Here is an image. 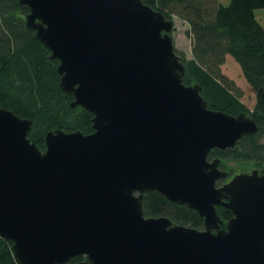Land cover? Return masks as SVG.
<instances>
[{
    "label": "water",
    "instance_id": "water-1",
    "mask_svg": "<svg viewBox=\"0 0 264 264\" xmlns=\"http://www.w3.org/2000/svg\"><path fill=\"white\" fill-rule=\"evenodd\" d=\"M19 1L71 105L94 115L92 133L51 129L42 150L32 120L0 106V234L20 264H264V167L227 180L209 159L258 125L184 82L173 19L143 0ZM151 191L198 211L204 228L147 216Z\"/></svg>",
    "mask_w": 264,
    "mask_h": 264
},
{
    "label": "trees",
    "instance_id": "trees-1",
    "mask_svg": "<svg viewBox=\"0 0 264 264\" xmlns=\"http://www.w3.org/2000/svg\"><path fill=\"white\" fill-rule=\"evenodd\" d=\"M168 19L174 16L186 21L191 39V55L180 51L185 65L184 82L198 84L212 109L238 115L245 112L255 119L258 130L246 134L234 148H214L209 159L221 158V167L230 175L264 164V25L257 9L264 0H143ZM30 9L19 0H0V106L32 120L29 137L45 150V134L61 128L67 132L92 133L93 113L72 106L74 96L59 84L58 59L29 28L26 15ZM172 34V32H171ZM174 38V37H173ZM228 57L239 64L243 77L255 93L253 107L243 100V90L229 77L223 66ZM235 163L239 165H235ZM143 205L147 216H168L174 224L204 228V218L186 204L170 201L158 191L146 192ZM226 222L232 211L217 207ZM88 260L78 255L66 262ZM0 264H20L12 240L0 234Z\"/></svg>",
    "mask_w": 264,
    "mask_h": 264
},
{
    "label": "rangeland",
    "instance_id": "rangeland-1",
    "mask_svg": "<svg viewBox=\"0 0 264 264\" xmlns=\"http://www.w3.org/2000/svg\"><path fill=\"white\" fill-rule=\"evenodd\" d=\"M223 4H228L230 0H221ZM257 18L264 25V8L257 9L256 11ZM174 28L171 31L172 36L174 37L175 46L180 50L186 52L188 55H191V39L187 35L186 30L189 28V25L186 21L179 18L178 16L173 17ZM223 71L232 79L236 81V83L243 90V100L249 106L253 107L255 102V93L253 89L248 85L247 81L243 77L242 70L239 64L234 60L233 57H228L226 63L223 66ZM262 140L264 141V136H262ZM235 165H239L235 163ZM256 168V166H252L248 168V170L243 172H250L252 169ZM241 173V172H238ZM233 173H231L227 180L232 178Z\"/></svg>",
    "mask_w": 264,
    "mask_h": 264
},
{
    "label": "flooded vegetation",
    "instance_id": "flooded-vegetation-1",
    "mask_svg": "<svg viewBox=\"0 0 264 264\" xmlns=\"http://www.w3.org/2000/svg\"><path fill=\"white\" fill-rule=\"evenodd\" d=\"M247 115H249V114H247ZM249 116H250V115H249ZM250 117H251V116H250ZM263 167H264V164L261 165V166H258V167H256V168H258L260 171H262ZM254 169H255V168H254ZM232 217H233V213H232L231 217H230L229 219H227L226 222H224V223L221 225V228H222V229H227V222H228V220H230Z\"/></svg>",
    "mask_w": 264,
    "mask_h": 264
}]
</instances>
